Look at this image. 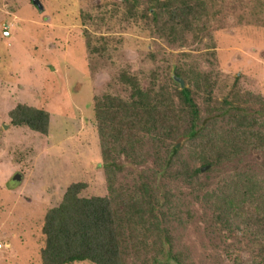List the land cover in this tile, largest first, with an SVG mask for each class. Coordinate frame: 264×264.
<instances>
[{"label":"rangeland","instance_id":"1","mask_svg":"<svg viewBox=\"0 0 264 264\" xmlns=\"http://www.w3.org/2000/svg\"><path fill=\"white\" fill-rule=\"evenodd\" d=\"M38 1L41 10L32 0H0V264H42L44 215L70 183L86 184L82 196L109 195L94 102L103 94L129 96L121 74L144 89L175 93L178 68L203 115L215 113L210 132L176 141V165L202 168L204 150L221 155L212 128H229L228 115L238 108H251L248 129L264 135V0H201L191 25L178 26L174 36L163 17L154 21L145 11L146 0ZM19 103L49 113L47 134L11 122ZM241 146L232 160L221 155L217 167L208 165L191 183L173 175L166 186L157 181L169 201L166 216L153 214L159 238L166 235L185 264L262 263L261 244L238 222L234 233L215 223L208 200L243 172L264 179V146ZM110 163L112 181L122 187L146 183L143 171L150 175L156 166L152 156L136 164L119 155ZM145 220L157 232L153 217ZM155 250L144 243L129 264L150 263ZM169 263L177 264L171 257Z\"/></svg>","mask_w":264,"mask_h":264},{"label":"trees","instance_id":"2","mask_svg":"<svg viewBox=\"0 0 264 264\" xmlns=\"http://www.w3.org/2000/svg\"><path fill=\"white\" fill-rule=\"evenodd\" d=\"M146 2L145 11L151 12L154 21L163 17L161 23L170 29L172 36L178 26H190L192 19L203 8L201 0ZM175 76L184 75L177 68ZM120 78L129 86L127 98L103 94L96 96L94 102L104 168L109 180V195H80L86 187L84 182H72L67 186L61 201L50 207L43 218V246L40 249L42 264L83 261L129 264L130 257L140 256L144 243L149 245V249H156L148 264H170L169 257L177 264H185L179 260L178 252H173L171 240L166 235L165 242L159 238L160 220L153 214L157 210L161 216H166L163 210L169 201L167 190L160 188L157 181L166 186V181L173 175L188 183L193 182L201 167L189 169L186 165H176V141L185 136L194 140L210 132L209 124L213 125L210 117L215 113L204 116L192 97V90L187 86L178 85L176 92L172 93L165 88L144 89L135 77L125 73ZM176 98L179 104L175 103ZM250 109L245 106L229 114V128L221 132L212 128L219 137V152L226 159L232 160L242 152L241 145L253 148L264 146V135L252 133L248 129L252 126L249 121L253 119ZM9 115L14 125H25L41 134L48 133L50 117L43 109L19 103ZM211 136L209 140L213 144L215 138ZM210 153L212 155L204 150L203 164L215 168L222 157L219 153ZM119 155H124L136 164L152 156L156 162L155 168L150 170V175L145 171L141 175L149 177L147 182L134 183L131 187L115 186L112 181L115 172L110 162L114 163V158ZM162 198L167 199L166 202H161ZM208 200L215 223L234 233L233 226L238 222L236 226L239 229L250 233L252 241L261 244L258 255H262L261 264H264V179L254 173L243 172L213 190ZM150 215L157 232H152L146 226L145 218ZM146 230L150 234H146ZM165 243L169 244L168 248ZM162 253L165 258H158Z\"/></svg>","mask_w":264,"mask_h":264},{"label":"water","instance_id":"3","mask_svg":"<svg viewBox=\"0 0 264 264\" xmlns=\"http://www.w3.org/2000/svg\"><path fill=\"white\" fill-rule=\"evenodd\" d=\"M32 1H33V3L37 6L38 9H40V10L42 9V5H41V3H40L38 0H32ZM174 79L177 80V81H179V83H180L181 86L184 85V84H183V80L180 79L179 77L174 76ZM207 166H208V165H207ZM207 166H203V167L201 168V170H204L205 168H207Z\"/></svg>","mask_w":264,"mask_h":264},{"label":"built area","instance_id":"4","mask_svg":"<svg viewBox=\"0 0 264 264\" xmlns=\"http://www.w3.org/2000/svg\"><path fill=\"white\" fill-rule=\"evenodd\" d=\"M0 247H1V243H0Z\"/></svg>","mask_w":264,"mask_h":264}]
</instances>
